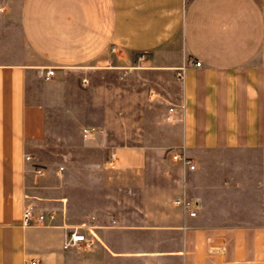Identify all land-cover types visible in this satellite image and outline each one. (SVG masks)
I'll list each match as a JSON object with an SVG mask.
<instances>
[{
	"label": "crops",
	"instance_id": "0c3cea01",
	"mask_svg": "<svg viewBox=\"0 0 264 264\" xmlns=\"http://www.w3.org/2000/svg\"><path fill=\"white\" fill-rule=\"evenodd\" d=\"M32 260L264 264V0H0V264Z\"/></svg>",
	"mask_w": 264,
	"mask_h": 264
},
{
	"label": "built area",
	"instance_id": "2783aa9c",
	"mask_svg": "<svg viewBox=\"0 0 264 264\" xmlns=\"http://www.w3.org/2000/svg\"><path fill=\"white\" fill-rule=\"evenodd\" d=\"M201 63L197 62L196 66H200ZM56 73L55 68H48L45 72H42V77L45 80H50ZM179 78H182V74H178ZM171 112L173 109L170 110ZM95 130L92 128H84L83 130V142L85 145L89 144L91 137L94 136ZM172 157L175 161H181L186 165H190L191 169L195 167L191 164V162L186 158L184 155L174 152L172 153ZM27 161L31 160V157H26ZM37 174L43 175L44 170L38 169ZM177 204H181V201H177ZM187 206V204H186ZM191 216H195V212L190 213ZM54 216L51 215L50 218ZM46 221V217L42 213H36L32 206L27 207L23 212L22 224L24 226H40ZM93 241L88 238L85 234L78 231L71 232L64 242L63 248L70 249V248H84L88 249L92 246ZM207 252L210 256H222L225 255L227 252V245L224 239L218 237H208L207 238ZM38 260H32L29 264H39Z\"/></svg>",
	"mask_w": 264,
	"mask_h": 264
}]
</instances>
